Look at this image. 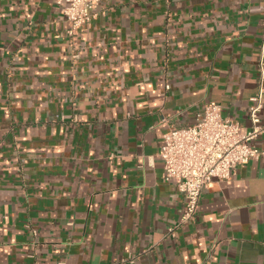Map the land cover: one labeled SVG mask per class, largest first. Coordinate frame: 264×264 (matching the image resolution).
Instances as JSON below:
<instances>
[{"label":"crops","instance_id":"0c3cea01","mask_svg":"<svg viewBox=\"0 0 264 264\" xmlns=\"http://www.w3.org/2000/svg\"><path fill=\"white\" fill-rule=\"evenodd\" d=\"M95 13L72 39L52 0H0V264H264V156L173 238L184 199L157 157L210 100L245 132L258 94L264 121V0Z\"/></svg>","mask_w":264,"mask_h":264},{"label":"built area","instance_id":"2783aa9c","mask_svg":"<svg viewBox=\"0 0 264 264\" xmlns=\"http://www.w3.org/2000/svg\"><path fill=\"white\" fill-rule=\"evenodd\" d=\"M52 1L70 23L68 35L72 39L79 28L95 18V7L99 2ZM250 100V127L245 132L240 131L238 121L224 117L220 105L210 100L203 105L192 124L172 126L164 134L157 157L162 161L164 179L173 182L184 199L179 220L167 227L166 238H173L179 226L194 219L202 191L210 182L227 180L237 166L264 156V149L252 143L264 134V121L259 114L262 102L258 94Z\"/></svg>","mask_w":264,"mask_h":264}]
</instances>
